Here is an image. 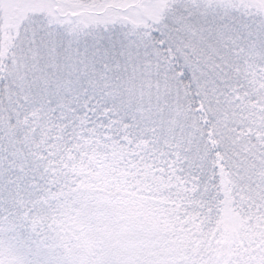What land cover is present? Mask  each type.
Returning a JSON list of instances; mask_svg holds the SVG:
<instances>
[{
    "label": "snow or ice",
    "instance_id": "1",
    "mask_svg": "<svg viewBox=\"0 0 264 264\" xmlns=\"http://www.w3.org/2000/svg\"><path fill=\"white\" fill-rule=\"evenodd\" d=\"M0 264H264V0H0Z\"/></svg>",
    "mask_w": 264,
    "mask_h": 264
}]
</instances>
